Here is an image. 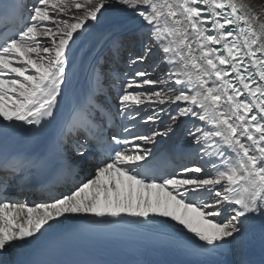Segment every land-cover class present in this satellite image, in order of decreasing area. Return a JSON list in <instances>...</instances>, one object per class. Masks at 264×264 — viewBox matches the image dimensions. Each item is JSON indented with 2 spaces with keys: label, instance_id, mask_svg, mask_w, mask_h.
<instances>
[{
  "label": "snow or ice",
  "instance_id": "6c2138e0",
  "mask_svg": "<svg viewBox=\"0 0 264 264\" xmlns=\"http://www.w3.org/2000/svg\"><path fill=\"white\" fill-rule=\"evenodd\" d=\"M65 225L143 239L74 264H264L258 14L0 0V264H57L29 257Z\"/></svg>",
  "mask_w": 264,
  "mask_h": 264
},
{
  "label": "bare ground",
  "instance_id": "6f19581e",
  "mask_svg": "<svg viewBox=\"0 0 264 264\" xmlns=\"http://www.w3.org/2000/svg\"><path fill=\"white\" fill-rule=\"evenodd\" d=\"M237 4L240 5L243 9H247L254 14L259 15V22H264V0H236ZM99 38V33L91 34L88 39L87 43L85 44V48L89 47L90 45L94 44L95 41ZM32 199L39 200V197L30 196L29 201ZM72 234V227L71 225H65L63 229L57 230L55 233H50L46 242L41 246L44 247L48 243L55 241L63 236H67ZM187 259L186 257H181V260Z\"/></svg>",
  "mask_w": 264,
  "mask_h": 264
}]
</instances>
